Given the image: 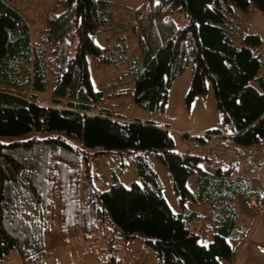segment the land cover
<instances>
[{"label":"trees","instance_id":"1","mask_svg":"<svg viewBox=\"0 0 264 264\" xmlns=\"http://www.w3.org/2000/svg\"><path fill=\"white\" fill-rule=\"evenodd\" d=\"M12 2L0 0V83L45 90L52 81L55 104L0 87V136L64 132L80 138L85 147H100L97 154L133 152L141 183L127 187L116 175L108 188H100L90 171L88 153L60 134L0 141V261L15 250L21 264H46L48 255L74 237L87 238L113 223L124 238H142L160 264H223V260L232 264L236 249L227 234L234 231L236 215L227 217L223 232L208 245L200 243L199 235L187 226L185 212L172 210L148 157L156 155L168 169L183 209L188 199L197 200L187 185L190 176L199 174L201 199L211 187L222 192L225 181L211 186L212 175L200 166L202 157L176 152L168 126L127 120L106 109L96 111L104 92L94 88L89 56L99 63L112 62L108 48L95 38L104 27L116 28L115 4L56 0L34 41L28 21ZM252 4L264 13V0H149L132 9V28L143 53L136 103L164 109L174 81L192 64L187 101L205 95L210 80L231 139L242 146L264 140V71L260 54L253 51L263 38L257 32L235 33L230 25L234 6L248 11ZM176 12L190 22L179 25L172 16ZM116 30L120 35L113 49L125 51L124 32ZM112 36L108 34L107 40ZM62 97H68L65 104ZM114 260L111 256L109 264Z\"/></svg>","mask_w":264,"mask_h":264},{"label":"rangeland","instance_id":"2","mask_svg":"<svg viewBox=\"0 0 264 264\" xmlns=\"http://www.w3.org/2000/svg\"><path fill=\"white\" fill-rule=\"evenodd\" d=\"M55 2L56 0H13V5L28 21L34 41L39 39L40 32L46 25V15L54 8ZM113 2L115 5L112 22L118 30L124 32L127 49H113L120 32L117 33L112 24L96 35V42L108 48V56L112 58L111 63H99L93 56H89L94 88L104 92V99L96 107V111L106 109L114 116L127 120L168 126L175 140L176 152H189L202 157L200 166L212 175L211 186L225 181L222 192L218 187H211L205 193L204 199H201L199 174L190 176L187 185L195 193L197 200L188 199L186 208L183 209L174 192L168 169L156 155H149V164L159 174L164 196L172 210L177 213L185 212L188 228L197 233L200 243L205 245L213 240L216 233L223 232L222 227L227 217L235 214L234 231L227 234V240L236 249L232 264H264V140L242 146L231 139L230 128L222 121L210 80L207 81L208 91L205 95L195 96L190 103L187 101L192 81V64L174 81L164 109L150 110L136 103L134 89L143 53L132 28L135 19L129 7L136 9L149 0ZM234 9L235 14L230 17V25L235 33L239 29L257 32L264 37V13L260 9L254 4L248 11L237 6ZM172 16L181 26L190 22L182 12H176ZM108 34L113 35L111 41L107 40ZM0 87L32 93L41 103L55 104V83L52 81L45 90H32L26 85L16 87L13 83L3 82ZM62 99L61 104H65L68 97ZM215 130L221 133L210 134ZM53 134H60L72 145L84 148L89 155L90 171L100 188H108L115 182L116 175L127 187L134 181L141 183L133 152L97 154L95 151L100 150V147H85L80 138L69 137L64 132L46 133L33 130L18 136H0V141L8 143L44 138ZM120 168L123 170L119 171ZM225 202L228 203L227 206ZM104 226L105 228L87 238L80 234L68 245L55 249L46 257V264H109L111 256L115 258L114 264H160L153 248L142 238L126 239L120 228L113 223ZM242 230L243 233L240 232ZM142 253L146 255L143 257ZM222 262L229 264L226 260ZM0 264H21L17 251L13 250Z\"/></svg>","mask_w":264,"mask_h":264},{"label":"built area","instance_id":"3","mask_svg":"<svg viewBox=\"0 0 264 264\" xmlns=\"http://www.w3.org/2000/svg\"><path fill=\"white\" fill-rule=\"evenodd\" d=\"M260 54V60H261V63L262 65L264 66V43L262 44V49H261V52L259 53ZM146 254L145 253H142L141 256H145Z\"/></svg>","mask_w":264,"mask_h":264},{"label":"crops","instance_id":"4","mask_svg":"<svg viewBox=\"0 0 264 264\" xmlns=\"http://www.w3.org/2000/svg\"><path fill=\"white\" fill-rule=\"evenodd\" d=\"M110 1H112L113 2V0H110ZM114 3V2H113ZM115 4V3H114ZM127 8H128V6H126ZM130 9H133V8H131V7H129ZM262 36V35H261ZM262 38H263V43H264V37L262 36ZM262 43V44H263ZM261 49H262V45H260L259 47H255V48H253V51L255 52V53H260L261 52Z\"/></svg>","mask_w":264,"mask_h":264}]
</instances>
